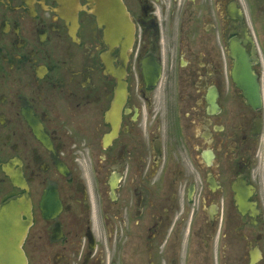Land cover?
<instances>
[{
    "label": "flooded vegetation",
    "instance_id": "obj_1",
    "mask_svg": "<svg viewBox=\"0 0 264 264\" xmlns=\"http://www.w3.org/2000/svg\"><path fill=\"white\" fill-rule=\"evenodd\" d=\"M0 0V205L26 264H264V0ZM238 43L259 84L232 81Z\"/></svg>",
    "mask_w": 264,
    "mask_h": 264
},
{
    "label": "water",
    "instance_id": "obj_2",
    "mask_svg": "<svg viewBox=\"0 0 264 264\" xmlns=\"http://www.w3.org/2000/svg\"><path fill=\"white\" fill-rule=\"evenodd\" d=\"M91 12L99 26L105 25L106 36L112 43L128 46L133 41L134 28L130 23L121 0H88ZM234 59L232 79L243 96L254 108L260 104L259 87L247 63L244 52L232 45ZM29 202L20 196L0 206V264H25L21 244L28 224L21 216L28 217Z\"/></svg>",
    "mask_w": 264,
    "mask_h": 264
}]
</instances>
